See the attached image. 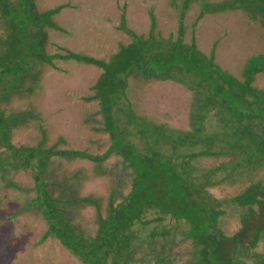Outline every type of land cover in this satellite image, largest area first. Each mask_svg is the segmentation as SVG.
Masks as SVG:
<instances>
[{
    "label": "trees",
    "instance_id": "1",
    "mask_svg": "<svg viewBox=\"0 0 264 264\" xmlns=\"http://www.w3.org/2000/svg\"><path fill=\"white\" fill-rule=\"evenodd\" d=\"M183 1L170 0L167 36L151 0L149 33L126 22V4L121 19L106 16L128 40L111 66L67 43L58 2L0 0V229L11 238L6 222L27 216L40 226L15 240L28 238V264H264V177L251 173L264 171V125L252 121L264 54L240 75L224 68L196 35L185 41L217 0ZM224 7L222 18L249 14L264 37V0L249 13ZM61 59L73 70L52 85ZM95 179L102 190L86 189Z\"/></svg>",
    "mask_w": 264,
    "mask_h": 264
},
{
    "label": "rangeland",
    "instance_id": "2",
    "mask_svg": "<svg viewBox=\"0 0 264 264\" xmlns=\"http://www.w3.org/2000/svg\"><path fill=\"white\" fill-rule=\"evenodd\" d=\"M44 1L46 4L48 1V3L50 4L56 3L58 1H60V3H66V1L69 2V4L66 3L67 5L65 7H61L62 10L58 11L59 14L56 18L59 22L62 23L61 28L63 29L64 33L63 37L66 38L67 43L71 47H75V51H78L79 54L83 56L88 54L96 58H102L101 56L104 55L106 56V58H104L103 60H105V63L111 66H113V64L117 65L118 63L115 60L116 48L119 47V45L124 41V38H121L123 35V32L121 30L117 28L115 29L116 31L112 30V21L107 19L106 16L110 17L112 15L117 14L116 19L118 16L121 19V8L126 3L127 6L131 7L130 9H128L129 20H127L126 22H131L133 28L141 24L139 28L142 30H146V28H143L145 25L148 27L150 25V13L146 10L145 6L149 0ZM178 1L180 2L179 5L181 7H184L185 1H183V4L182 0ZM228 2L234 3L239 8H243L245 12L249 13V0H230L227 2H221L218 0L217 2L211 5L209 4V2H207L210 5H208L209 10H211L210 12L215 13V15H213V13H209L204 17L201 22H199L197 40L201 47L206 51H209L210 47L211 50L212 48H214L215 54H217V59L224 68L232 70L235 74L238 73L240 75L242 72L243 64L246 63L249 58L254 57L251 56L252 54L259 52L257 53L258 56L262 51L264 54V37L262 38L260 36L258 29L262 25L259 23H254L253 20L249 21V17H247L246 20H239L235 17L234 14H232L229 15V17L222 18L219 12L225 11L224 4H227ZM151 4L155 7L156 13H159L162 16L159 18V22L160 24H163V26L166 25V27L164 28L166 33H168L170 27H172L173 25V22H171V20L174 16V13H172L171 17H169L170 10H172L170 6V0H151ZM217 4H220L222 8L224 7L223 10L214 11L217 7ZM117 6L120 7V10L117 9ZM213 8L214 10H212ZM214 17L215 20H213ZM166 20L168 21L165 23ZM254 28H256L258 31L254 30ZM66 41L64 40V38H61L59 40V44H64L63 42L66 43ZM125 45L126 44H123V46ZM59 49L60 48H56L58 52H63L61 49L59 51ZM58 63L59 68L48 72V82L52 85L56 84V79H58L57 76L59 72H61L60 69L64 70L65 72H70L73 70V67L71 68L69 65H67L68 63L65 60H58ZM76 63L79 62L76 61ZM93 67L91 73L88 75L90 79L95 78L94 74L100 69L96 68L95 66ZM258 84L261 85L260 88L264 89V81L259 82ZM255 87H257L256 84ZM175 98V96H172L169 98L170 100H168L169 105L166 111V115L168 117H172L171 111L173 110ZM85 110L86 105L84 106V110L81 111V114H83ZM258 111L259 110L256 109L257 114L260 116V120L254 119L252 121H255L254 124L257 125L260 121L261 125H264V109L263 111ZM255 117L258 116L256 115ZM235 118L237 119V117ZM245 128L246 126L243 122H241V125L238 126V132H240L239 129L242 130ZM69 133L71 136L69 140H78V142L82 141L83 134H85V132L76 133V131H74L72 134L71 132ZM83 162H85L84 159H80L76 162V164H80ZM251 173L253 174L252 178L256 180L262 179L260 177H264V171L261 170H253L251 171ZM245 176L249 177V172H247V175ZM238 181L239 180H236V182ZM99 182L100 181L97 179L93 180L89 185H86V189L88 188V190H96L98 188V191L102 190L98 187ZM238 186L239 184L235 183L233 184V188L230 187V190L232 189V192H236ZM8 214L9 210L0 209V217L2 216L4 218L5 216H8ZM30 217L31 216H27V218L20 217L17 220H9L6 222L8 226L11 227L9 229L10 232L14 231L11 238H7L0 229V255L4 258L3 261H1L0 259V264H28L26 255L28 254L29 249L23 246L26 242L28 243V238H26L25 236V239L20 237L21 240H15L18 237V233H24L26 231L27 226H32L30 225L31 223L28 219ZM2 224H4V222L3 220H0V228H2ZM235 226L236 224L233 225V228H236ZM32 227L35 228V231L33 232L34 234L32 233L33 237V235L38 233L40 226ZM258 246L259 247H256V250L262 251L264 249L262 248L264 246V241L260 240ZM255 258L256 257H254L253 259L255 260ZM65 262L73 264L69 259H66ZM176 264L188 263H186V260L183 259Z\"/></svg>",
    "mask_w": 264,
    "mask_h": 264
},
{
    "label": "flooded vegetation",
    "instance_id": "3",
    "mask_svg": "<svg viewBox=\"0 0 264 264\" xmlns=\"http://www.w3.org/2000/svg\"><path fill=\"white\" fill-rule=\"evenodd\" d=\"M218 1V0H217ZM124 2V1H123ZM58 3L59 4H61L63 7H65L67 4H69V2H67L66 1V3H64V2H62V3H60V1H58ZM126 4V3H125ZM182 4H183V0H182ZM122 7V6H121ZM124 7V6H123ZM123 7L121 8V9H123ZM120 7H118L117 6V9L118 10H120L119 9ZM126 8H127V5H126ZM62 10V9H61ZM60 10V11H61ZM127 11V10H126ZM121 12H122V10H121ZM128 16V15H127ZM248 17H249V14H248ZM247 18V17H246ZM117 20H118V17H117ZM128 20H129V18H128ZM149 21H150V25H149V27L148 26H146V27H148V30H147V32H146V30L145 29H143L142 31H144V32H146V33H149V31H150V28H151V19H149ZM113 23H116L115 21H113ZM130 24H131V22H130ZM190 24V23H189ZM192 24V23H191ZM141 25V24H140ZM131 26V25H130ZM129 26V27H130ZM145 26L143 27V28H145ZM159 26L161 27V29L163 30V34H164V36H167L166 35V31H165V28L164 27H166V25H164L163 26V24H160L159 23ZM199 24H197V25H193V27L194 28H192V27H190V28H188L187 30H186V33H185V41H191V39L196 35V39H197V32H198V30H199ZM159 27V28H160ZM131 28V27H130ZM192 29H195L196 31H192ZM169 33V32H168ZM128 40H126V41H124V42H122L120 45H119V47L121 46V45H123L125 42H127ZM64 43V42H63ZM62 60H65V59H61V61ZM66 62H67V60H65ZM245 64V63H244ZM244 64H243V66H244Z\"/></svg>",
    "mask_w": 264,
    "mask_h": 264
}]
</instances>
